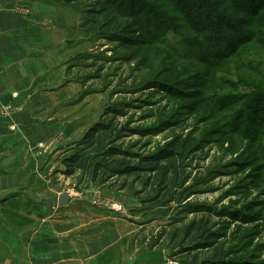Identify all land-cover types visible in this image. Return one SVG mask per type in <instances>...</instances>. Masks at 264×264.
<instances>
[{"label": "rangeland", "instance_id": "374dc122", "mask_svg": "<svg viewBox=\"0 0 264 264\" xmlns=\"http://www.w3.org/2000/svg\"><path fill=\"white\" fill-rule=\"evenodd\" d=\"M63 5L68 25L61 48L67 70L63 87L82 88L73 100L86 98L89 127L106 107L116 106L125 115L118 122L133 129L124 141L140 154L165 151L181 141L185 185L194 192L163 209L132 213L141 237L170 231L173 221L191 220L189 207L201 205L217 211L214 222L228 227L219 248L226 264H264V0H77ZM15 8L27 13L26 7ZM20 98L2 113L13 115L25 103L34 106L28 115L39 119V127L24 129L40 150L27 167L42 175V192L48 194L31 198L51 206L60 191L85 192L92 184L88 173L68 175L64 163L85 133L45 140L42 125L50 121L51 99ZM36 99L45 104L37 105ZM1 174L0 264H7L10 235L23 231V225L5 206L26 192L3 189ZM107 208L130 215L119 205ZM236 214L246 220L233 218ZM163 249L172 255L180 250ZM183 261L172 258L170 264Z\"/></svg>", "mask_w": 264, "mask_h": 264}, {"label": "crops", "instance_id": "0c3cea01", "mask_svg": "<svg viewBox=\"0 0 264 264\" xmlns=\"http://www.w3.org/2000/svg\"><path fill=\"white\" fill-rule=\"evenodd\" d=\"M15 7H26L27 13L20 14ZM60 11L64 20L57 22ZM65 11L60 0H0L1 186L21 187L26 192L5 206L23 225V231L17 229L10 235L13 242L7 264H170V251L144 247L141 229L132 220L140 205L134 196L92 183L82 193L58 192V198L64 192L70 194L64 206L59 201L50 206L45 199L31 198L35 193L42 198L48 194L42 192V175L27 167L40 150L27 140L24 129L39 127V119L28 115L34 107L31 104L20 105L13 115L2 113L3 109L17 106L24 95L51 99L50 121L42 125L48 141L58 134L66 140L75 138L91 125L89 112L84 110L86 98L79 103L73 100L82 88L72 83L63 87L67 74L66 53L61 49L68 27ZM73 125L78 126L73 129ZM5 152L7 157H3ZM28 183L32 184L26 189ZM112 204L129 210L130 215L108 209Z\"/></svg>", "mask_w": 264, "mask_h": 264}, {"label": "trees", "instance_id": "16d2710c", "mask_svg": "<svg viewBox=\"0 0 264 264\" xmlns=\"http://www.w3.org/2000/svg\"><path fill=\"white\" fill-rule=\"evenodd\" d=\"M60 1L69 6L77 0ZM120 116H125L122 108L106 107L100 121L89 127L82 138L73 143L72 153L64 159L66 174L73 175L82 171L88 173L93 184L134 196L140 203L134 209L137 213L148 209H163L194 192L190 186L185 185V157L178 151L181 141L176 140L173 147L165 151L161 149L150 155H142L126 145L124 140L133 129L128 123L118 122ZM188 144L189 140L182 142L184 147ZM243 192L241 190L239 193ZM190 209L194 213L191 220L181 225L173 221L169 226L170 231L164 229L151 238H143L145 248L150 251L180 248L172 258L183 259V264H226V253L223 255L219 248L223 249L221 239L227 237L223 231L228 227L214 222L213 216L219 213L201 205ZM232 216L240 220L242 214ZM244 220L242 217V222ZM204 252L209 255L201 257Z\"/></svg>", "mask_w": 264, "mask_h": 264}, {"label": "water", "instance_id": "95a60500", "mask_svg": "<svg viewBox=\"0 0 264 264\" xmlns=\"http://www.w3.org/2000/svg\"><path fill=\"white\" fill-rule=\"evenodd\" d=\"M70 199V194L68 192H64L60 195L59 204L61 206L67 205L70 202Z\"/></svg>", "mask_w": 264, "mask_h": 264}]
</instances>
